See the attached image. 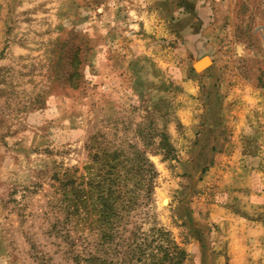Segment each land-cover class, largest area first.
Masks as SVG:
<instances>
[{
    "label": "rangeland",
    "instance_id": "rangeland-1",
    "mask_svg": "<svg viewBox=\"0 0 264 264\" xmlns=\"http://www.w3.org/2000/svg\"><path fill=\"white\" fill-rule=\"evenodd\" d=\"M119 186L101 264H264V0H0V264Z\"/></svg>",
    "mask_w": 264,
    "mask_h": 264
},
{
    "label": "trees",
    "instance_id": "trees-1",
    "mask_svg": "<svg viewBox=\"0 0 264 264\" xmlns=\"http://www.w3.org/2000/svg\"><path fill=\"white\" fill-rule=\"evenodd\" d=\"M123 188L124 186H119V189L115 191L94 189L93 191L83 192V194L77 192L71 195L68 200V207H66L67 220L77 217L76 221L68 220L61 226L55 225L52 227L54 233L64 234L62 236L63 248L61 249V245L56 246L59 249L56 253L62 257L58 264H101L99 256L96 255L98 251L97 239L93 242L89 241L90 243L87 239H83L81 242L80 237L73 240L70 233L74 232L76 236L81 233L83 237L86 231L95 233L98 222L96 220H103V224L107 223L109 226L105 228L102 225L98 229L105 228L104 231L107 230V232L103 233L104 238L113 240L114 236L118 234V230H115L116 226L125 223L127 215L133 208L130 205L123 204L125 201L131 203L132 206V199L127 191H123ZM89 218L93 220L90 222L88 221ZM123 243H125V240L121 239L119 244ZM122 255L125 257L126 254ZM45 260L41 259L42 264H46L44 263ZM50 261L55 264L53 259H50Z\"/></svg>",
    "mask_w": 264,
    "mask_h": 264
}]
</instances>
